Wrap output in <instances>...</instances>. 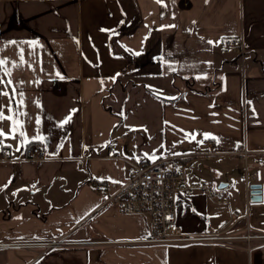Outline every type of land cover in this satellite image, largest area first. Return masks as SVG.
Returning <instances> with one entry per match:
<instances>
[{
    "label": "crops",
    "instance_id": "obj_1",
    "mask_svg": "<svg viewBox=\"0 0 264 264\" xmlns=\"http://www.w3.org/2000/svg\"><path fill=\"white\" fill-rule=\"evenodd\" d=\"M0 59V243L61 242L0 248V264H264V162L233 154H264V0H0ZM168 157L227 200L177 194L183 233L251 238L139 242L149 217L109 197L130 162Z\"/></svg>",
    "mask_w": 264,
    "mask_h": 264
},
{
    "label": "built area",
    "instance_id": "obj_2",
    "mask_svg": "<svg viewBox=\"0 0 264 264\" xmlns=\"http://www.w3.org/2000/svg\"><path fill=\"white\" fill-rule=\"evenodd\" d=\"M223 46L227 48L240 47L239 43L231 38L223 40ZM203 154L216 156L214 142L207 141ZM202 154V153H201ZM233 154L244 160L245 168L248 160L256 163L264 162V154L253 153L245 147H240ZM46 152L37 144L25 148V158L28 160H44ZM9 151L0 144V160H8ZM86 159H89L87 157ZM178 157L161 158L155 162H130L127 168V178L117 192L109 197L117 209L123 214L146 215L150 220V235L138 240L143 243L162 244H185L189 242H208L234 245L235 241L248 240L256 237L264 239V235H209L190 236L182 232L177 224L175 212V197L177 194L191 195L202 193L218 205L227 204L224 196L216 194L212 185L204 181L191 180L187 178L186 166L179 163ZM248 195H253L258 189L254 188L256 177L247 174ZM243 214L238 207L230 211V219L234 222L242 219ZM245 230L249 226L244 227ZM65 243V242H63ZM90 243V242H89ZM61 244L59 241L35 243V242H7L0 243V248L23 249V248H49Z\"/></svg>",
    "mask_w": 264,
    "mask_h": 264
},
{
    "label": "snow or ice",
    "instance_id": "obj_3",
    "mask_svg": "<svg viewBox=\"0 0 264 264\" xmlns=\"http://www.w3.org/2000/svg\"><path fill=\"white\" fill-rule=\"evenodd\" d=\"M159 2V0H158ZM10 43L12 44H17L18 42L16 41H11ZM33 44H35V42H32ZM209 44L213 43L212 41H208ZM18 55L20 56L21 58V62L23 63V50H21L20 53H18ZM6 63H8L7 61L3 60V59H0V67H2L3 65H5ZM16 67H19V65H14ZM8 75H10V72L6 73ZM4 81L3 80H0V83H3ZM9 84H11V81H8ZM8 93L7 92H0V95H7ZM23 96V93L21 92V97ZM12 98H10L11 100ZM21 103H23V100L21 99ZM6 119V117L3 115L2 111H0V121ZM7 119H11V117H7ZM67 122V121H65ZM16 121H13V124L15 125ZM37 123H39V121H37ZM13 132L16 131L15 127H13L12 129ZM5 134L0 131V136H4ZM21 135L23 136V133L21 132ZM206 138H207V134H205Z\"/></svg>",
    "mask_w": 264,
    "mask_h": 264
},
{
    "label": "water",
    "instance_id": "obj_4",
    "mask_svg": "<svg viewBox=\"0 0 264 264\" xmlns=\"http://www.w3.org/2000/svg\"><path fill=\"white\" fill-rule=\"evenodd\" d=\"M253 187L256 188V189H259L260 186L259 185H254ZM258 194H259V190H256L254 192V194L251 196V201L252 202L261 200V198H260V196Z\"/></svg>",
    "mask_w": 264,
    "mask_h": 264
},
{
    "label": "rangeland",
    "instance_id": "obj_5",
    "mask_svg": "<svg viewBox=\"0 0 264 264\" xmlns=\"http://www.w3.org/2000/svg\"><path fill=\"white\" fill-rule=\"evenodd\" d=\"M189 170H190V171L192 170L191 172H193V171H194V170H193V168H190Z\"/></svg>",
    "mask_w": 264,
    "mask_h": 264
}]
</instances>
